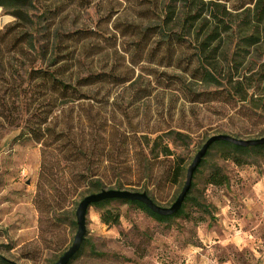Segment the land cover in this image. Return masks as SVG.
I'll return each mask as SVG.
<instances>
[{
	"label": "trees",
	"instance_id": "obj_1",
	"mask_svg": "<svg viewBox=\"0 0 264 264\" xmlns=\"http://www.w3.org/2000/svg\"><path fill=\"white\" fill-rule=\"evenodd\" d=\"M124 1L134 20L120 19L116 0H0V10L13 18L0 29V133L11 128L17 133L14 142L29 141L40 148L33 199L40 216L69 214L65 200L70 202L77 193H98L112 183L115 190L134 186L127 175L145 179L140 193L157 205L147 193L149 181L159 173L176 185L183 176L188 165L174 148L186 145L185 134L160 130L130 134L116 128V118L126 114L110 102L111 89L135 82L132 66L141 57L161 53L167 66L175 65L194 82L222 88L216 99L235 100L249 108L254 105L252 83L264 81V58L249 60L252 51L264 45V0ZM94 3L102 12L98 22H111L114 35L104 33L107 28L101 30L100 24L95 30L70 29L71 13ZM115 35L128 38L126 44L139 58H130V66L122 71L112 64L80 72L83 60L98 56L100 44L108 47ZM232 43L239 54L230 52L227 46ZM175 45L180 47L178 61ZM187 46L192 49L189 55L184 52ZM150 94L149 89L141 90L137 98ZM213 156L242 167L249 165L248 159L264 158V144L214 143L196 168L180 209L171 216L157 215L137 201L103 200L89 207L100 211L99 220L107 227L119 224V214L106 209L114 201L158 223L177 218L200 223L203 218L193 214L210 218L211 212L195 181L202 178L204 186L216 188L229 181ZM84 245L83 239L68 264L80 256Z\"/></svg>",
	"mask_w": 264,
	"mask_h": 264
},
{
	"label": "rangeland",
	"instance_id": "obj_2",
	"mask_svg": "<svg viewBox=\"0 0 264 264\" xmlns=\"http://www.w3.org/2000/svg\"><path fill=\"white\" fill-rule=\"evenodd\" d=\"M116 1L120 4V19L134 20L130 4ZM99 7L94 3L87 10L71 13L70 29L95 30V25L100 24L101 30L107 28L104 33L114 35L111 22H98L102 16ZM12 20L0 10V29ZM126 42L128 38L115 35L108 47L101 43V53L85 58L80 72L112 64L119 71L130 66L131 59L135 61L139 55ZM187 47L184 52L189 55L192 49ZM227 47L239 54L234 43ZM175 48L174 60L178 61L180 47ZM257 58H264V45L253 50L249 60ZM141 59L132 66L135 82L111 89L110 102L126 114L116 118L120 132L146 134L160 130L185 134L186 145L175 147L174 152L186 166L213 135L241 140L264 136V81L252 83L254 105L249 108L235 100L216 99L220 92L217 90L222 88L194 82L175 65L167 66L161 53ZM146 89L151 90L150 96L138 100L140 91ZM16 134L11 128L0 133V264H53L70 247L76 232V225H71L75 209L90 193H77L70 202L65 200L69 214L40 216L33 205L40 148L29 141L14 142ZM212 160L229 181L221 188L204 186L202 178L195 181L202 200L210 207V218L195 213L193 216L202 217V222L177 218L158 223L140 210L114 201L106 209L119 214V224L107 227L99 220L100 211L89 207L85 245L70 264H264V158L248 159L249 165L242 167L217 156ZM184 179L185 172L176 185H171L158 173L149 181L147 193L159 207L168 208L180 193ZM126 180L135 184L123 186L126 191H144L147 183L137 176L127 175ZM258 181L259 187H254ZM115 187L112 183L104 190Z\"/></svg>",
	"mask_w": 264,
	"mask_h": 264
},
{
	"label": "water",
	"instance_id": "obj_3",
	"mask_svg": "<svg viewBox=\"0 0 264 264\" xmlns=\"http://www.w3.org/2000/svg\"><path fill=\"white\" fill-rule=\"evenodd\" d=\"M227 142L238 147H250L258 146L264 144V136L259 139L252 140H241L230 137L228 135H213L205 140L199 150L193 156L191 162L186 168L185 179L180 193L173 202V204L168 208H162L155 205L145 193H140L136 191H126V190H102L98 193L90 194L85 196L78 203L75 209V223H76V232L73 237L70 247L53 263V264H68L72 257L79 250L81 243L84 239L85 234V215L86 211L90 205L94 203L101 202L103 200H127V201H137L143 204L151 212L160 215V216H171L175 214L181 207V204L186 197L193 174L200 164L201 160L204 158L206 152L209 148L216 142Z\"/></svg>",
	"mask_w": 264,
	"mask_h": 264
},
{
	"label": "crops",
	"instance_id": "obj_4",
	"mask_svg": "<svg viewBox=\"0 0 264 264\" xmlns=\"http://www.w3.org/2000/svg\"><path fill=\"white\" fill-rule=\"evenodd\" d=\"M254 187H257V188L259 187V181H258V183H255V184H254ZM254 189H255V188H254Z\"/></svg>",
	"mask_w": 264,
	"mask_h": 264
}]
</instances>
